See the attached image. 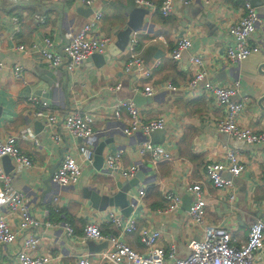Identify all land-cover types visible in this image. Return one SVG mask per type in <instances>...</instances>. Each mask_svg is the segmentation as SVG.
Wrapping results in <instances>:
<instances>
[{
  "label": "crops",
  "instance_id": "obj_1",
  "mask_svg": "<svg viewBox=\"0 0 264 264\" xmlns=\"http://www.w3.org/2000/svg\"><path fill=\"white\" fill-rule=\"evenodd\" d=\"M149 1L152 7L139 6L135 0H26L15 3L0 0V61L5 64L0 72V139L15 135L20 150L33 161L29 168L16 167L11 158L1 159L0 165L10 186L26 195L30 212L40 222L38 228L21 230L19 215L6 208L0 209L16 233L14 244H0V264H20L16 251L23 237L32 233L41 240L30 252L34 256L49 255L50 261L46 264H76L81 254L88 257L90 264H112L103 258L109 242L84 237L83 228L89 222L99 225L105 235L117 236L139 252L145 250L139 228L158 230L157 246L172 244L176 253L184 257L190 251L191 242L203 237V225L194 224L188 217L192 195L185 188L192 183L202 187L206 202L204 224L227 229L234 244L246 240L253 221L262 218L264 222V143L240 142L218 131L217 122L224 115V107L204 88L188 87L195 71L189 57L197 56L202 60L201 68L207 72L200 86L206 81L233 86L232 101L243 103L239 124L264 133V111L256 105V97L264 89L257 71L264 58V47L261 53L239 62H231L225 55L226 49L234 45L228 27L242 16V3L239 0H195L185 6L176 1L173 12L163 17L158 10L162 0ZM251 2L259 15L252 38L255 42L264 40V5L262 0ZM135 7L145 8L146 13L141 26L130 35L135 38V47L142 59V66L131 71L125 70L129 56L127 47L100 65L89 56L71 72L49 66L39 53L17 49L21 43L43 47V38L50 37L53 45L49 50L60 53L69 38L96 11L101 12L102 17L93 32L109 37L111 44L116 32L127 26ZM42 14L46 17L44 24L36 19V15ZM12 16L19 17L22 22L20 32L14 33ZM157 34L164 40L157 39ZM183 37L188 38L191 45L182 52L180 60H173L169 53ZM106 52L107 48L101 54ZM15 66L21 68L19 75L14 73ZM145 69L150 72L147 77L141 74ZM166 83H171L174 89H166ZM117 84L120 87L115 89ZM134 85L141 91L134 92ZM146 85L153 88L152 94L142 92ZM137 93L146 98L138 105L134 103ZM30 95L49 101L56 115L55 131L62 134V141L55 142L45 121L34 117V107L28 102ZM126 100L133 102L143 120L164 118V128L152 132L148 138L166 149L170 158L154 163L150 152L139 150L147 136L141 131L130 135L122 131L130 116L125 107L117 112L116 105ZM73 109L93 119V134L89 139L82 141L63 131L62 120ZM27 128L37 144L27 135L23 136ZM82 142L92 147V162L82 167L73 188L55 192L50 181L48 186L45 183L51 168L57 167L63 154L75 155ZM100 143H103L102 159L94 163V149ZM224 145L236 149L244 164L237 176L227 171L221 173L223 178L232 181L227 189L215 188L205 172L207 163L225 159ZM116 151H120L121 167L134 163L139 166L138 172H142L137 185L127 190L132 211L125 217L133 218L138 228L131 233L121 234L106 222L109 210L122 215L118 207L97 210L84 194L85 190H91L98 195L112 196L135 177L123 178L119 170L107 168L105 157ZM140 188L145 191L143 196ZM167 189L181 198L180 207L172 212L166 210L164 192ZM45 209L49 210L47 214ZM46 222L53 224L46 225ZM64 222L71 225L73 233H68ZM253 264H264V248L255 254Z\"/></svg>",
  "mask_w": 264,
  "mask_h": 264
},
{
  "label": "built area",
  "instance_id": "obj_2",
  "mask_svg": "<svg viewBox=\"0 0 264 264\" xmlns=\"http://www.w3.org/2000/svg\"><path fill=\"white\" fill-rule=\"evenodd\" d=\"M15 3L17 1L26 0H8ZM182 5H190L195 0H162L158 6V10L163 17H168L174 9L175 2ZM243 5L242 16L228 27V33L234 41L232 47H228L225 51L226 58L231 62H239L250 55L261 53L264 47V40L252 41L253 34L258 26L259 15L256 7L251 0H239ZM139 6L152 7L149 0H135ZM264 5V0H262ZM102 17L101 12L96 11L91 14L86 22L83 23L79 31L72 35L68 43L62 50V54L49 50L53 45V40L50 37L43 38L44 46L40 47L37 44H20L17 49L22 52L39 53L41 57L46 60L49 66L57 69H63L71 72L84 61L86 58L94 53H104L108 47L111 39L109 37L99 36L94 33L97 23ZM36 19L40 24L46 22L45 15H36ZM12 23L14 24V33L20 32L22 22L19 17L12 16ZM157 39L164 40L161 34H157ZM135 38H130L127 50L129 52L128 59L125 64V70L131 71L134 68L142 66V59L139 56L135 47ZM1 44V42H0ZM191 41L183 37L179 39L169 55L173 60H180L182 52L188 49ZM190 64L193 65L195 71L188 81V87L197 88L202 87L207 92L212 94L216 102L224 107V115L217 122V129L220 132L242 140L247 143H264V133L255 132L250 128L242 127L238 122V117L243 109V103L232 101L235 94L233 86H224L220 84H212L206 81L200 86V83L206 79L207 72L202 67V60L197 56L189 57ZM158 64V62H156ZM5 64L0 61V72ZM14 73L19 75L21 68L14 67ZM149 69L141 72L144 77L149 75ZM120 84L115 86L118 89ZM166 89L173 90L174 86L171 83H166ZM143 93L150 95L153 93V88L146 85L142 89ZM134 92L141 91L137 85L133 86ZM33 107V115L36 118L45 121L47 131L51 133V137L55 142L62 141V134L55 131L56 115L51 108L47 99L38 95H30L28 97ZM122 107L128 111L129 120L122 128L126 135H130L136 131H141L147 138L140 143L139 150L141 152H150L151 159L155 163L164 159L170 158L169 152L161 145L154 144L148 138L149 135L165 126L163 117H156L149 120H143L137 107L132 101H120L116 105V111L119 112ZM93 119L88 114H82L78 109L69 110L63 120L62 128L64 132L69 135L80 138L82 141L89 139L92 134ZM27 138L33 139L35 144L37 139L27 128L23 131ZM225 147V159L220 161H211L206 164L205 172L207 178L215 188H229L232 185L231 179H225L221 173L223 171L229 172L232 176L239 175L243 169L244 164L240 160L239 153L236 149ZM10 157L15 163L16 167L29 168L33 161L31 157L23 153L17 145V137L15 135H8L0 139V160L4 157ZM93 149L85 142H82L77 153H65L60 158L56 169L54 170L50 182L55 192L62 190H69L74 187L78 181L82 167L92 162ZM121 155L120 151L108 154L105 157V163L108 169L114 171L119 170L123 178H133L139 170L137 164H130L127 167L119 165ZM185 190L192 195V203L188 210L189 219L197 225H203V237L199 240H193L190 244L189 253L182 257L176 253L174 245L168 247L157 246L159 238V231L149 228H139L140 240L143 243L145 250L139 252L126 244L119 237L114 235H105L99 225L95 223H86L83 231L84 237L88 239L104 240L110 243V247L103 251V258L112 264H253L255 254L264 248V222L262 218L256 219L251 223L248 229L247 238L240 244H234L232 237L227 229L213 224H204L206 214V202L204 199L202 187L199 183H192L186 186ZM140 195L143 196L145 191L143 188L139 189ZM231 197V196H230ZM164 198L167 201L166 210L168 212L175 211L181 204L180 196L173 190L167 189L164 192ZM6 208L19 215L18 227L21 230L38 228L40 222L29 210V204L26 195L19 190L13 189L7 177L3 175V169L0 165V209ZM45 214L48 209L44 210ZM262 215L264 216V203L262 207ZM106 222L115 226L119 233H131L136 231L137 224L131 217L122 216L113 210H109L106 216ZM46 225L53 224L46 222ZM64 228L68 233H73V229L68 222L63 223ZM40 237L36 234H30L23 237L21 240L20 249L16 251V259L20 264H46L50 261V256L47 254L34 256L31 250L38 246ZM16 242V233L9 225L6 216L0 213V244L12 245ZM76 264H90L88 257L81 254L77 258Z\"/></svg>",
  "mask_w": 264,
  "mask_h": 264
},
{
  "label": "water",
  "instance_id": "obj_3",
  "mask_svg": "<svg viewBox=\"0 0 264 264\" xmlns=\"http://www.w3.org/2000/svg\"><path fill=\"white\" fill-rule=\"evenodd\" d=\"M132 10L133 11L131 12L128 18L127 26L124 29L116 32L115 34L116 39L111 44L108 45L107 52L105 54L94 53L90 56L91 61H94L95 64L100 65V64H103L104 62H108L111 57L117 56L125 50L129 42V38H130L132 31L138 29L141 26L142 18L144 14L146 13V9L141 8V7H135ZM60 53L62 54V51H60ZM257 71L262 77V81L264 82V58L259 63L257 67ZM145 99H146L145 97H142V95H139L138 93L134 95V103L137 105L143 102ZM256 105L262 111H264V89L256 97ZM239 141L243 142L242 140H239ZM102 148H103V143H100L99 145L95 147L94 163L95 162L100 163L102 159ZM2 159L10 160V157L4 156ZM55 167L56 166L51 168L49 172V176L46 179L45 183L47 186L51 179V176H52V173ZM141 179H142V172H137L135 177L128 181V184L126 187H123L122 189H120L117 193H115L112 196L98 195V193H96L95 191H91V190L89 191L85 190L84 194L86 198L91 200L92 206L95 207L97 210H104L108 207H118L123 216H129L130 212L132 211V206L130 205L128 201V196H127L128 191L127 190L132 187H135L138 183V180H141Z\"/></svg>",
  "mask_w": 264,
  "mask_h": 264
}]
</instances>
